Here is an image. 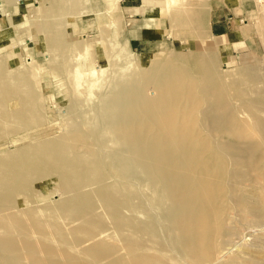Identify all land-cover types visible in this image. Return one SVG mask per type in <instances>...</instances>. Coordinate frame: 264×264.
I'll return each mask as SVG.
<instances>
[{
	"label": "rangeland",
	"instance_id": "374dc122",
	"mask_svg": "<svg viewBox=\"0 0 264 264\" xmlns=\"http://www.w3.org/2000/svg\"><path fill=\"white\" fill-rule=\"evenodd\" d=\"M1 11L0 264H264V218L244 206H264L253 121L264 124V78L243 71H264V0H4ZM214 15L225 34H212ZM110 86L137 93L122 123ZM214 103L228 107L206 128L199 110ZM119 130L155 142L160 163L171 151L164 168L179 179L126 168ZM240 150L235 183L225 152Z\"/></svg>",
	"mask_w": 264,
	"mask_h": 264
},
{
	"label": "bare ground",
	"instance_id": "6f19581e",
	"mask_svg": "<svg viewBox=\"0 0 264 264\" xmlns=\"http://www.w3.org/2000/svg\"><path fill=\"white\" fill-rule=\"evenodd\" d=\"M186 58V57H185ZM185 58H183V60L185 59ZM197 58H199L200 60H201V62H200V65H201V68L200 69H202V67H205L206 66V63L205 62H203V59L205 60L206 59V57H204V55L203 54H200V55H198L197 56ZM173 59H175V60H179V57H176V56H172V58L171 59H169V60H172L173 61ZM207 60V59H206ZM254 63V62H253ZM258 63V62H257ZM264 67V66H263ZM198 68V67H197ZM206 69L205 70H201V72L203 73V75H204V77H206L208 80H210L211 79V72H210V70H209V68L208 67H205ZM261 68V67H260ZM199 69V68H198ZM199 69V70H200ZM262 69V68H261ZM261 69H259L258 67H252V66H250L249 65V67L247 66V68L246 69H244L243 71H245V72H251L250 74H252L253 75V77L254 78H258V77H260V74L261 75H263V78H264V71H261ZM119 72V71H118ZM102 73V72H101ZM113 73H115V72H113ZM99 74V73H98ZM99 76H103V74H101V75H99ZM112 76H113V74H112ZM111 76V77H112ZM219 76H221L219 73L217 74V76H216V78H218ZM120 77V76H119ZM104 78V77H103ZM126 78V77H125ZM118 79V78H117ZM124 79V78H123ZM128 79V78H127ZM127 79H124V80H127ZM121 80V79H120ZM119 80V82H121ZM124 80H123V82H124ZM100 82L102 83L103 81L102 80H100ZM107 82V81H106ZM105 82V83H106ZM113 82V81H112ZM101 83H99L100 84V86H101V88L103 87V85H101ZM130 84V83H129ZM123 85H124V83H123ZM123 85H122V87H123ZM132 85H134V84H132ZM131 85V86H132ZM112 86H115V85H112ZM118 86H120V85H118ZM118 86H117V90H118ZM130 86V85H129ZM130 86V87H131ZM135 86V85H134ZM134 86H132V87H134ZM166 86H169V85H166ZM109 87V86H108ZM127 87V86H126ZM128 88L127 90L128 91H126V95L124 96V97H121L120 95V97L118 96V94L117 95H114V93H112L113 91L111 90L112 88H111V86H110V94L109 93H107V94H109V95H112L111 97L113 98V100H114V98L115 99H121L120 100V102H118L117 104H116V102H114L113 104V106H115V108H114V110H112L111 111V114H113V118L115 117V116H117L118 114H122V117H119V119H120V121H121V123L124 121V108L127 106V103H133L134 102V98H135V95L137 94V93H135V91L132 89V88ZM179 85H175L174 86V90H175V92H177L178 90H179ZM114 89V88H113ZM119 89H121V88H119ZM124 89V88H123ZM134 89H135V87H134ZM108 90V89H107ZM162 90V92L161 93H165L166 92V90H167V87H164V88H162L161 89ZM119 91V90H118ZM122 91V89L119 91V92H121ZM115 92V91H114ZM118 92V93H119ZM109 95H107L108 97L107 98H104L103 100H102V102L106 99V100H108L109 98L111 99V97H109ZM105 96V95H104ZM103 96V97H104ZM125 97L128 99V101H126L125 102ZM143 97V99H145L144 100V107L146 108V109H149V110H154V108H156L158 105H163V101H162V99L161 98H159V99H157V98H149V97H146V96H142ZM118 99V100H119ZM117 100V101H118ZM116 101V100H115ZM104 102H106V101H104ZM103 102V103H104ZM108 103V102H107ZM110 103V102H109ZM104 104H106V103H104ZM103 105V104H102ZM107 105V104H106ZM116 105L118 106V107H116ZM135 106V105H134ZM260 106H262V105H260ZM227 107H228V104L227 103H214V104H209L208 105V107H206L205 109H200L199 110V112H200V114H203V117H202V119L204 120V122H206V125H207V127L206 128H208V127H210V125L211 124H213L215 121H216V119L214 118V115H213V113L215 112V110H220L221 108H224L225 110L227 109ZM209 108H211L213 111H212V113L211 112H208V109ZM126 109V108H125ZM108 110V109H107ZM110 110V109H109ZM106 112V111H105ZM110 112V111H109ZM136 112V109L133 111V112H130V111H128V115L130 114V113H135ZM206 113V114H205ZM152 114H154V113H152ZM100 120H102V119H100ZM107 120V119H106ZM260 119H258V121H256V119H253V121L255 122V123H257L256 124V126L258 127V131L259 132H261V134L262 135H264V124H262L260 121H259ZM253 121H252V123H253ZM114 122V121H113ZM258 122H259V125H258ZM110 123V122H109ZM208 124H209V126H208ZM164 126H165V121H162V123H161V128L162 129H164ZM117 134V135H116ZM115 135H116V137L119 139V144H120V147H118L119 149H117V148H114L115 150L117 149L118 151H115V152H118L117 154H119V153H123V154H127V156H128V154L130 155L128 158H127V156H126V158L125 157H123V155H122V160H121V162H124V163H131V164H134V165H131L130 164V166L129 167H126V168H129V169H134V170H136V168L138 169H142V170H146V173H148L149 174V172H150V170H152V169H154L155 168V172L153 173V175H150L149 174V176L152 178V179H154V180H157V182L159 181V180H165L166 178H168V177H170V176H172V177H174V178H176V179H179V176H178V174H177V172H176V170L174 169V166L172 165V166H170V167H166V168H164L165 167V165L167 164V163H169L171 160H170V157L172 156V152L171 151H169V150H165V152H164V155H163V161L160 163V159L159 160H156L155 159V156L157 155V154H159V153H162L163 151L161 150V149H155L154 148V145H156L155 144V142H152V141H146V142H137L136 141V139H137V135L135 134V133H128L127 131H125V130H119V132L118 133H116ZM115 142V141H114ZM43 144H38L39 146H41V147H44V148H47V147H52V146H55V147H57V146H59L58 144H54V145H50V144H48V145H46L44 142H42ZM144 143H145V145H144ZM116 144V143H115ZM57 145V146H56ZM115 147H116V145H114ZM142 146H150L149 147V149H148V151H147V153H146V155H145V157H143L142 158V156L144 155H140L139 154V151L140 150H144V148H142ZM157 146H160L161 148L164 146V147H167V146H170V141L169 140H167V139H164L161 143H159V144H157ZM40 148V147H39ZM53 149V148H52ZM42 150V149H41ZM53 151H55V150H53ZM241 151H244V150H240V151H227V152H225V156L227 157V159H228V165L230 166V168H231V170L233 171V172H231V175L232 176H234V175H236V173H238V175H241L240 177L239 176H237V179L235 180L236 182L235 183H237L238 181L240 182L242 179H243V165H244V162H243V160L241 159V157L239 156V152H241ZM39 153V152H38ZM49 153V152H48ZM61 153L62 152H58V151H55L54 153H53V155L54 156H56L57 155V157L59 156V155H61ZM63 153H64V151H63ZM85 153V152H84ZM87 153V152H86ZM140 153H141V151H140ZM36 154V153H35ZM44 154H45V152H44ZM93 154V153H92ZM92 154H90V155H92ZM184 154H185V152H184ZM36 155H38V154H36ZM119 155H121V154H119ZM84 156V155H83ZM71 157V156H70ZM86 157V156H85ZM90 157V156H89ZM43 158V157H42ZM51 158V157H50ZM78 158H80V157H78ZM86 158H88V157H86ZM173 158V157H172ZM46 159V158H45ZM49 159V158H48ZM52 159V158H51ZM58 159V158H57ZM43 160V159H42ZM87 160V159H86ZM88 160H89V158H88ZM93 160V159H92ZM105 160V159H104ZM26 161V160H25ZM59 161V160H58ZM77 161V160H76ZM102 161V160H101ZM101 161H99V162H101ZM119 160L117 159V162H118ZM88 162H90V161H88ZM93 162V161H92ZM97 162V161H96ZM116 162V163H117ZM63 163V162H62ZM76 163V162H75ZM78 163V162H77ZM94 164H95V162H93ZM58 164V163H57ZM85 164V163H84ZM101 164V163H100ZM107 164V163H106ZM159 164V165H158ZM161 164V165H160ZM62 165V164H61ZM93 165V164H92ZM104 165H105V163H104ZM104 165L103 166H101V165H99V166H96L94 169H96V171H97V173L95 174L96 176H97V174L98 175H100L102 172L101 171H103L104 172ZM127 165V164H126ZM60 166V165H59ZM66 166L70 169V170H72L73 172L75 171H79V173H80V171L83 169L82 167H75V166H69L68 165V163L66 164ZM78 166V165H77ZM87 166V165H86ZM56 167H57V165H56ZM64 167V166H63ZM66 168V167H65ZM122 168H125V167H122ZM125 168V169H126ZM87 169H89V168H87ZM138 169V170H139ZM8 170V169H7ZM138 170H136V171H138ZM9 172L11 171V170H8ZM65 171V170H64ZM91 171H92V169H91ZM125 171V170H124ZM141 171V170H140ZM4 172V171H3ZM7 172V171H6ZM6 172H4L5 174H6ZM70 172V171H69ZM85 172V171H84ZM145 172V171H144ZM167 172H171L172 174H174V176L173 175H168L167 174ZM63 173V172H62ZM82 173H83V171H82ZM66 174V173H65ZM77 174H78V172H77ZM147 174V175H148ZM69 175V174H68ZM75 175V174H74ZM79 175V174H78ZM91 175V174H90ZM145 176V175H144ZM69 177V176H68ZM74 177V176H73ZM76 177V176H75ZM97 177H99V176H97ZM101 177H102V175H101ZM236 177V176H235ZM64 178V177H63ZM70 178H71V176H70ZM249 178V177H248ZM67 178H65V180H66ZM76 179H77V177H76ZM82 179V178H81ZM72 180V179H71ZM79 180V179H78ZM68 181V180H67ZM246 181V180H245ZM65 182V181H64ZM78 182V181H77ZM72 183V182H71ZM76 183V182H75ZM74 183V184H75ZM246 183V182H245ZM11 184V183H10ZM66 184V183H65ZM68 186H69V188H70V185H73V184H70L69 182H68ZM97 185H99L98 183H96ZM2 185V184H1ZM72 187V186H71ZM168 188H174L176 191H178L179 189H180V185H179V183H174V184H172V185H169L168 186ZM255 188V187H254ZM250 189V188H249ZM248 188L247 189H245V191L246 190H249ZM96 190V189H95ZM109 191V190H108ZM114 192V191H113ZM244 192V191H243ZM110 193V192H109ZM116 193V192H115ZM233 193V192H232ZM237 193V192H236ZM246 193V192H245ZM114 194V193H113ZM248 194V193H247ZM117 195V194H116ZM248 197H250V196H248ZM77 200V199H76ZM109 201V200H108ZM245 202V201H244ZM246 205H244L245 206V208H246V210H245V213L247 214V216H248V214H254L253 215V217H255L254 218V220H260V219H262V218H264V206H261L260 204H257V203H255V202H253V201H251V200H249V199H247L246 200ZM101 209V208H100ZM263 212V213H262ZM262 214V215H261ZM251 217V216H250ZM253 217H252V220H253ZM177 222H178V217H175L174 218ZM242 219V218H241ZM247 220H249V217H248V219ZM253 220V221H254ZM254 224V223H253ZM260 228H261V226H259ZM175 228H180V225H179V222H178V224L176 225V227ZM262 229H263V227H262ZM249 230V229H248ZM255 230V229H254ZM252 231V230H251ZM264 231V230H263ZM255 232V231H254ZM263 233V232H262ZM256 235V234H255ZM261 236V235H260ZM243 239V238H242ZM241 239V240H242ZM240 240V241H241ZM260 240V239H259ZM230 241V240H229ZM231 241H232V239H231ZM243 241V240H242ZM237 242V241H236ZM239 242V241H238ZM259 242V241H258ZM245 242L243 241V243L242 244H244ZM224 244V243H223ZM263 244V243H262ZM233 245V244H232ZM239 246H240V244H238ZM236 247V246H235ZM231 248V247H230ZM239 248V247H238ZM226 249V248H225ZM229 249V248H228ZM224 252V251H223ZM221 254V253H220ZM222 256V255H221ZM218 257V260H220L221 259V257H219V256H217ZM215 259H216V257H215ZM214 260V259H213Z\"/></svg>",
	"mask_w": 264,
	"mask_h": 264
},
{
	"label": "crops",
	"instance_id": "0c3cea01",
	"mask_svg": "<svg viewBox=\"0 0 264 264\" xmlns=\"http://www.w3.org/2000/svg\"><path fill=\"white\" fill-rule=\"evenodd\" d=\"M23 1L26 2V0H22V3H23ZM3 2H4V0H0V14L2 13L1 7H2ZM15 12H16V10H15ZM226 19H227L226 17L221 19L220 15H218V16L214 15L213 17H211V32H212V34H216V35L225 34V32H224L225 29L221 30L220 26H221V21L224 20V22H225ZM224 27H225V25H224Z\"/></svg>",
	"mask_w": 264,
	"mask_h": 264
}]
</instances>
